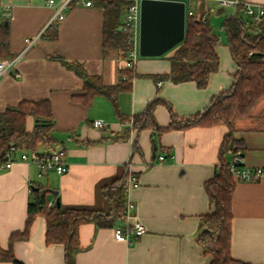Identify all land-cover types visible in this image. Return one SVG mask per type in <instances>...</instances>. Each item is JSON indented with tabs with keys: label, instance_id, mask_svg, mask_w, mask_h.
Instances as JSON below:
<instances>
[{
	"label": "crops",
	"instance_id": "1",
	"mask_svg": "<svg viewBox=\"0 0 264 264\" xmlns=\"http://www.w3.org/2000/svg\"><path fill=\"white\" fill-rule=\"evenodd\" d=\"M2 1L12 5L10 52L11 57H20L15 70L20 75L10 72L1 77L0 113L23 100H48L55 141L39 144L36 150L64 149L68 169L40 176L35 163L18 156L12 168L0 169V249H12L21 264H65V245L46 243L43 214L34 217L26 238L20 236L10 244L12 235L26 229L33 186L50 189L49 204L59 196L64 207L108 212L104 187L128 172L137 177V185L126 192L127 201L135 204L131 222L142 223L146 232L124 242L114 237L124 217L112 226L83 223L76 264H210L212 256L198 243L201 216L214 210L205 183L216 174L229 128L220 124L140 131L133 120L157 101L153 115L158 126L166 128L174 116L189 118L204 112L216 94L232 86L239 66L222 26L238 15V6L192 0L196 19L204 17L220 39L216 46L219 69L211 74L206 87H198L195 81L175 83L166 77L171 73L172 51L142 57L138 46L131 89L121 91L115 102L96 94L86 104L83 79L63 61L82 64L89 75L100 76L107 86L119 84L126 67L128 53L104 49V8L73 2L61 21L48 25L56 10L49 0ZM243 1L255 7L264 5V0ZM243 15L251 19L244 11ZM95 120L108 126L97 128ZM35 124L36 118L28 116L27 131H33ZM232 138L239 146L242 165L264 168V100L252 117L234 123ZM160 156L165 160L159 161ZM233 156L230 146L224 158L229 162ZM232 209V256L264 264V177L236 181ZM0 264L14 263L0 260Z\"/></svg>",
	"mask_w": 264,
	"mask_h": 264
},
{
	"label": "trees",
	"instance_id": "2",
	"mask_svg": "<svg viewBox=\"0 0 264 264\" xmlns=\"http://www.w3.org/2000/svg\"><path fill=\"white\" fill-rule=\"evenodd\" d=\"M132 0H94V3L105 10L104 49L117 48L125 53L133 49L132 33L120 28L123 6ZM239 13L226 20L224 27L228 34V45L239 69L232 86L216 94L204 112L189 118H172L171 124L160 128L153 112L157 101L149 104L146 110L134 117L133 125L140 131L153 128L163 131L170 128H184L193 125L214 126L226 125L230 132L221 148V162L215 176L205 183L214 210L201 216L198 243L206 254L212 256L210 264H252L232 256V199L236 180L228 170L230 161L224 156L231 146L234 155L239 154V146L232 138L233 125L239 119L250 118L256 106L264 100V16L259 22L245 19L243 5L238 6ZM7 21L0 22V59L12 56L10 52V27ZM220 44L219 34L206 20L188 16L186 20L185 39L171 49V73L167 78L175 83L195 81L198 87H206L213 72L220 65L216 46ZM74 70L84 82L86 91L85 103L96 94H104L114 102L123 90H130L135 77L133 68L122 70L119 84L107 86L100 76L89 75L78 62L63 61ZM126 66V65H125ZM125 77V78H124ZM28 116L36 118L34 130L28 132ZM53 115L48 100H23L15 107H8L0 113V165L5 161L6 152L15 145L19 149H37L39 144L49 145L55 140L51 135ZM128 172L104 187V194L110 204L108 212L90 207H64L56 196V202L50 203V189L40 185L33 186L32 200L28 205L26 229L22 234L11 236L10 244L18 237L26 238L32 220L38 214L46 218V243L65 245V264H76V253L80 250L79 227L86 222H93L98 227L112 226L124 217L127 205L125 182ZM37 187V188H36ZM0 260L21 264L13 255L12 249H0Z\"/></svg>",
	"mask_w": 264,
	"mask_h": 264
},
{
	"label": "built area",
	"instance_id": "3",
	"mask_svg": "<svg viewBox=\"0 0 264 264\" xmlns=\"http://www.w3.org/2000/svg\"><path fill=\"white\" fill-rule=\"evenodd\" d=\"M223 6H239L245 7L246 13L256 22H259L264 16V5L255 7L251 3H246L243 0H215ZM73 2L82 3L85 6H93L94 0H49V4L56 7L55 13L48 25L55 24L64 18V10L68 9ZM141 2L142 0H132L123 6L122 24L121 29L130 31L133 39V49L128 52L126 67L133 68L135 61L138 58V40L140 31L141 20ZM12 5L0 0V22L9 21L13 18ZM195 16L193 10L186 8V17ZM196 17V16H195ZM204 20V17L202 18ZM29 43L32 40L27 39ZM20 57H9L0 59V79L1 77L10 72H15L16 64ZM15 75L19 76V72H15ZM94 125L97 128L104 129L108 126V123L103 120H95ZM19 160L25 162H33L37 165L40 176L47 174L50 171H56L60 174L64 173L68 169V165L65 159L64 149L53 150L49 152H40L36 149H19L15 145L6 152L5 161L0 165V169H10ZM165 157L160 156L159 161H164ZM228 170L232 174L236 181H257L264 177V168H250L242 165V157L240 154L233 156L228 165ZM127 191L133 186L137 185V177L135 175H129L126 182ZM53 204V203H51ZM50 204V205H51ZM135 204L131 200L127 201L126 208L123 212L125 222L123 225H119L114 230V237L116 240L124 242H132L141 237L145 232V226L138 222H131L133 210Z\"/></svg>",
	"mask_w": 264,
	"mask_h": 264
},
{
	"label": "water",
	"instance_id": "4",
	"mask_svg": "<svg viewBox=\"0 0 264 264\" xmlns=\"http://www.w3.org/2000/svg\"><path fill=\"white\" fill-rule=\"evenodd\" d=\"M186 20L183 0H142L139 55L162 56L176 47L185 39Z\"/></svg>",
	"mask_w": 264,
	"mask_h": 264
},
{
	"label": "rangeland",
	"instance_id": "5",
	"mask_svg": "<svg viewBox=\"0 0 264 264\" xmlns=\"http://www.w3.org/2000/svg\"><path fill=\"white\" fill-rule=\"evenodd\" d=\"M183 1L186 2V8H187V10H189V9H191L193 7L192 0H183ZM122 15H124V14H122Z\"/></svg>",
	"mask_w": 264,
	"mask_h": 264
}]
</instances>
